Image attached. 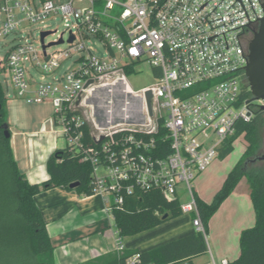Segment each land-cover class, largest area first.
<instances>
[{
  "label": "built area",
  "instance_id": "2783aa9c",
  "mask_svg": "<svg viewBox=\"0 0 264 264\" xmlns=\"http://www.w3.org/2000/svg\"><path fill=\"white\" fill-rule=\"evenodd\" d=\"M263 2L0 0V37L21 34L5 60L0 58V67L10 71L17 97L52 105L58 136L91 163L94 194L105 197L109 211L137 190L158 189L167 200H179L178 187L183 184L190 200L181 204L182 212L194 214L196 231L207 236L192 180L219 158V147L235 134L239 122L253 121L260 106L256 101L263 104L254 98L245 70L249 44L264 17ZM57 15L65 30L53 40L45 38L46 45H55L44 49L41 33L40 48L32 41L22 42L29 23ZM50 31L54 35L58 29ZM61 44L66 47L49 51ZM97 44L105 48L104 55L96 53ZM27 62L52 79L36 81ZM143 62L154 67L157 82L126 92L128 70L135 71ZM149 90L153 115L145 101L149 120L140 122L135 120L138 107L128 94L145 98ZM122 92L128 97L124 120L132 124L110 122L107 112L103 118L95 116L97 124H107L93 132L85 114L89 100H96L91 96L107 99L110 93ZM154 106L161 112L156 120ZM86 124L94 144L85 142ZM116 248L118 253L126 250L120 235ZM140 255L127 261L135 263Z\"/></svg>",
  "mask_w": 264,
  "mask_h": 264
},
{
  "label": "trees",
  "instance_id": "16d2710c",
  "mask_svg": "<svg viewBox=\"0 0 264 264\" xmlns=\"http://www.w3.org/2000/svg\"><path fill=\"white\" fill-rule=\"evenodd\" d=\"M128 72L131 73V70ZM6 107L7 97L0 81V255L10 258L14 264H55L54 247L34 196L59 186L76 190L80 195H92L95 187L93 168L89 161L83 159L82 153L66 145L56 148L49 155L46 163L49 178L41 183H31L20 171L11 138H7L2 129V124L8 122ZM263 120L264 108L260 105L253 121L239 122L235 134L219 147V158L224 159L233 152L234 143L239 137L244 136L249 142L212 201L207 203L195 193L207 234L208 223L224 200L244 177L250 182L256 221L240 233L239 257L226 264H264V171L251 167L253 163L247 168L245 166L247 158L259 154V126ZM84 133L85 142L94 144L91 128L87 124ZM75 182H79V185L71 188L70 185ZM112 214L119 235L126 237L152 229L181 216L183 212L178 199L167 200L158 189H150L137 190L126 196L122 205L113 204ZM165 214L168 216L163 219ZM208 251L207 237L196 231L152 250L140 252V259L135 263L127 259L139 251L126 249L122 253L116 252V255L101 264H193L194 257Z\"/></svg>",
  "mask_w": 264,
  "mask_h": 264
},
{
  "label": "crops",
  "instance_id": "0c3cea01",
  "mask_svg": "<svg viewBox=\"0 0 264 264\" xmlns=\"http://www.w3.org/2000/svg\"><path fill=\"white\" fill-rule=\"evenodd\" d=\"M33 133L39 136L31 138L30 135ZM16 134L23 135L24 140L27 141L25 147L28 149L27 155L20 163L16 143L14 137L12 138L11 145L20 171L31 183L47 180L49 178L47 159L58 148L57 143L60 138L57 127L46 130L45 126L42 130L31 132L15 131L13 135ZM228 173L210 193H206L200 184L199 190L196 191L198 197L210 203ZM34 199L42 212L54 247L55 264H101L116 255L119 233L104 196L100 194L84 196L78 194L76 190L59 186L36 194ZM185 215L189 218L186 221L181 219V216ZM181 216L152 229L123 237L125 249L149 251L196 232L192 215L183 213ZM255 221L250 182L244 177L210 219L206 236L209 251L194 257L193 264L213 261L221 264L223 260L233 261L238 258L241 253L240 233L243 229L253 226Z\"/></svg>",
  "mask_w": 264,
  "mask_h": 264
},
{
  "label": "rangeland",
  "instance_id": "374dc122",
  "mask_svg": "<svg viewBox=\"0 0 264 264\" xmlns=\"http://www.w3.org/2000/svg\"><path fill=\"white\" fill-rule=\"evenodd\" d=\"M4 15L1 10V3H0V30L3 24ZM65 23L61 16H53L47 19H44L43 21H39L36 23H29L24 31V36L22 39V42L26 41H32L35 43L37 48H40V31L42 29H49L54 30L58 29V32L54 35H50L47 37V41L53 40L57 37V34L61 33L65 30ZM19 38H21V34H12L8 36L7 38L0 37V58L5 60V57L7 56L10 49L19 42ZM66 47V44L56 45L53 47H50L49 51H55L58 49H63ZM96 53L99 55L105 54V48L100 46L99 44L95 45ZM5 63V62H4ZM3 63V64H4ZM70 62H67L65 64V67L69 65ZM27 68L29 69L30 73L33 75L34 79L36 81H48L51 80V76H45L43 77L41 72L37 70L31 62L26 63ZM126 92H128L130 89H132L134 92H139L143 88L149 87L157 82V76L155 74L154 67L148 63L143 62L136 66L135 71L128 73L126 75ZM0 81L4 87L5 94L7 97V120L10 124V130L12 132V138L14 137V141L16 143V151L18 152V158L21 163L22 159L27 155L28 149L25 147V144L27 141L24 140L23 135L16 134L13 135L15 131H25V132H31V131H38L42 130L46 126V130L48 129H55L56 125L54 122L53 117V107L46 103H28L24 99H21L16 96L15 90L13 89V86L11 84V75L10 71L5 67H0ZM115 90H113L114 93ZM99 98H97L95 101L94 99H90L89 101L91 103L87 106V111H85L86 116L90 117V125L93 132L97 131V128L104 125L105 121L98 120V124L95 121V116L102 114H106L107 112L112 114L114 111L124 112L126 114L125 109L127 107V100L128 97L125 95L124 97H121V95H114L112 93L109 94L108 98L105 99L101 95H98ZM93 101V102H92ZM258 105H261L260 101H256ZM95 105L98 108V111L95 112ZM100 106V107H99ZM100 108V110H99ZM154 112H155V120L161 115V112L157 109L156 106H154ZM145 113V112H144ZM122 115L118 116L120 118ZM103 118V117H102ZM111 118V117H110ZM122 118V117H121ZM116 120V118H114ZM148 117L145 115V121L148 122ZM46 121V123H45ZM117 122V121H115ZM259 134L261 139V145L258 150L259 154H264V120L259 126ZM31 138H34L35 136H39V134H31ZM248 141L245 139L244 136L239 137L235 143H234V150L233 152L228 155L224 159L218 158L212 165L207 172H205L201 177H196L194 180H192L193 189L196 193V191L199 190V185L203 189L206 190V193H210L216 185L221 182V180L225 177V175L231 170L236 163L240 160L241 156L243 155L246 147L248 146ZM58 148H64L67 145V139L65 137L58 138ZM251 167L260 169L264 171V161H257L253 164H251ZM105 170L101 168L100 174H104ZM246 181V178L245 180ZM185 186L183 184H180L178 187L179 190V201L181 204H185L190 200L189 194L185 192ZM181 219H184L186 221L188 218V215L181 216ZM115 225V224H114ZM115 227V226H114ZM13 260H10L8 257H2L0 255V264H14Z\"/></svg>",
  "mask_w": 264,
  "mask_h": 264
},
{
  "label": "water",
  "instance_id": "95a60500",
  "mask_svg": "<svg viewBox=\"0 0 264 264\" xmlns=\"http://www.w3.org/2000/svg\"><path fill=\"white\" fill-rule=\"evenodd\" d=\"M264 5V2H263ZM53 31L50 30H44L41 32V40L43 43L44 49H46L47 46L55 45L56 42H51L48 45L45 44V38L49 36ZM74 39V36L71 37V40ZM63 39L59 41V43H62ZM249 62L245 68L246 70V76L249 81V85L252 91V94L254 95V98L256 100H262L263 104L262 107L264 108V17L261 20L260 26L258 30L255 31L254 37L251 40L249 44ZM92 80L89 81L91 83ZM126 95L125 92L121 93V97H124ZM152 91H147L145 93V98L141 96H133L131 93L128 94V96L135 102V104L138 107V116L135 120L143 122L145 120V113H144V105L145 101L147 104V108L149 111V115H153V109H152ZM98 111V109H97ZM118 120H124V112L122 111V118L116 119L114 121ZM107 124V121L104 123ZM2 129L4 131V134L7 138L12 137V132L10 130V124L8 122L2 124ZM256 161H264V154H258L255 155L252 158H247L245 160V166L246 168L250 163H254ZM79 185V182L72 183L70 185L71 188H75ZM168 214H165L163 216V219H166Z\"/></svg>",
  "mask_w": 264,
  "mask_h": 264
},
{
  "label": "bare ground",
  "instance_id": "6f19581e",
  "mask_svg": "<svg viewBox=\"0 0 264 264\" xmlns=\"http://www.w3.org/2000/svg\"><path fill=\"white\" fill-rule=\"evenodd\" d=\"M91 98H95V99H97V98H99L98 97V94L97 95H95V94H93L92 96H91ZM93 102V101H92ZM130 104V102L128 101V105ZM100 107V106H99ZM131 107H133L132 105H131ZM96 109H98L97 108V106L95 105V111H96ZM99 110H100V108H99ZM125 110H128V107H126V109ZM101 111V110H100ZM114 113H116L115 115L114 114H112V116H111V118H110V122H112L113 121V119L114 118H118L117 116H120V115H122V112H119V111H114ZM98 116V115H97ZM126 117H128V115L126 116ZM96 119H98V117L96 118ZM131 121H128V120H124V121H122V120H120V122L119 123H125V124H132V123H130Z\"/></svg>",
  "mask_w": 264,
  "mask_h": 264
}]
</instances>
